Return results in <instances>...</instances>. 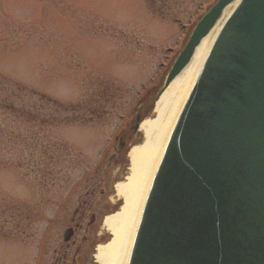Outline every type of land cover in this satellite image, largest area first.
<instances>
[{
    "label": "rangeland",
    "instance_id": "obj_1",
    "mask_svg": "<svg viewBox=\"0 0 264 264\" xmlns=\"http://www.w3.org/2000/svg\"><path fill=\"white\" fill-rule=\"evenodd\" d=\"M212 2L0 0V161L9 162L0 166V264L60 263L55 259L63 250L69 253L62 264L73 257L76 264H99L97 246L110 237L103 220L121 206L111 202L116 185L128 174L130 152L144 140L140 125L156 104L139 110L135 131L130 114L123 150L112 137L125 125L119 116L139 97L158 94L199 7ZM4 76L60 102L83 99L92 121L62 125L44 137L34 114L26 119L5 110L3 95L16 84ZM21 155L28 156L23 167L13 164ZM89 200L95 220L89 213L73 236L75 245L66 246L63 231Z\"/></svg>",
    "mask_w": 264,
    "mask_h": 264
},
{
    "label": "water",
    "instance_id": "obj_2",
    "mask_svg": "<svg viewBox=\"0 0 264 264\" xmlns=\"http://www.w3.org/2000/svg\"><path fill=\"white\" fill-rule=\"evenodd\" d=\"M214 30L152 177L126 264H264V0H217L155 100ZM70 236L66 230L64 240Z\"/></svg>",
    "mask_w": 264,
    "mask_h": 264
},
{
    "label": "bare ground",
    "instance_id": "obj_3",
    "mask_svg": "<svg viewBox=\"0 0 264 264\" xmlns=\"http://www.w3.org/2000/svg\"><path fill=\"white\" fill-rule=\"evenodd\" d=\"M214 35L215 30L201 41L188 65L157 101L153 118L150 114V118L141 123L144 140L131 150L128 174L123 182L116 185L117 199L111 201L116 204L119 200L121 206L103 220V227L110 237L97 246L95 258L99 264L127 263L141 209L168 135Z\"/></svg>",
    "mask_w": 264,
    "mask_h": 264
},
{
    "label": "trees",
    "instance_id": "obj_4",
    "mask_svg": "<svg viewBox=\"0 0 264 264\" xmlns=\"http://www.w3.org/2000/svg\"><path fill=\"white\" fill-rule=\"evenodd\" d=\"M172 18L182 19L176 16V14ZM9 81L16 85L12 86V89H9L10 92L3 95L5 110L17 112V115L26 119L28 115L34 114V119L41 122L39 131H45L46 133L44 137H48L49 132L58 126L72 123L84 124L92 121L86 117V112L90 111L91 106L84 103V101L77 103L60 102L45 94L30 90L10 79ZM0 101L2 100L0 99ZM83 111L84 115L82 116ZM23 152L21 151V153ZM43 153L46 154L45 151ZM26 159H28V156L21 155L13 164L23 167L25 163L23 160L25 161ZM6 164H9V162L0 161V166ZM27 168L34 170L32 166Z\"/></svg>",
    "mask_w": 264,
    "mask_h": 264
},
{
    "label": "flooded vegetation",
    "instance_id": "obj_5",
    "mask_svg": "<svg viewBox=\"0 0 264 264\" xmlns=\"http://www.w3.org/2000/svg\"><path fill=\"white\" fill-rule=\"evenodd\" d=\"M150 100V99H149ZM144 101V102H142V105L140 104L139 105V109L137 110V112H136V117H138L139 119H140V113H139V110H141L144 106L145 107H148V106H151V104H152V101ZM137 118V119H138ZM134 123H136V121L134 122ZM133 123V124H134ZM132 126V125H131ZM130 126V127H131ZM134 126V125H133ZM132 128V127H131ZM134 130V129H133ZM125 135H126V131H124L119 137H116L117 138V147H118V149L119 150H123L124 149V147H125V143H124V141H123V139L125 138ZM101 193H103V191H101ZM87 194V196H93V193H91V192H87L86 193ZM84 203V205H83V207L85 208L86 207V209H84L81 213H80V215H79V220H77V222H74L75 224H74V226H68L67 228H65V230H67V229H70L71 230V237H70V240L69 241H67V242H65L66 243V246H69V243L70 242H72V244H74L75 243V241H73L72 239H73V236L75 235V233L79 230V229H82L83 228V226H84V222H85V219H86V217H87V215L90 213V215H89V219H90V222L92 223L94 220H95V215H94V213L93 212H91V208H92V206H93V201H85V202H83ZM82 203V204H83ZM77 214H78V212H77ZM73 221V220H72ZM64 230V231H65ZM63 231V232H64ZM75 245V244H74ZM70 247V246H69ZM78 250H79V247H78ZM68 253L69 252H65L64 250L62 251V253H60V255H59V257L57 258V259H55L56 261H58V260H61L62 259V262H57V263H55V264H62V263H65L66 262V260L68 259ZM60 256H62V257H60ZM76 262H77V258L75 257H73V259H72V261H71V264H76Z\"/></svg>",
    "mask_w": 264,
    "mask_h": 264
}]
</instances>
